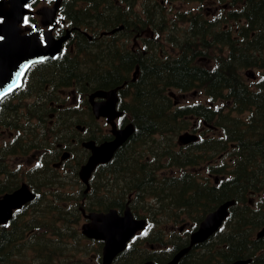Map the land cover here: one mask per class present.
<instances>
[{
	"label": "trees",
	"instance_id": "obj_1",
	"mask_svg": "<svg viewBox=\"0 0 264 264\" xmlns=\"http://www.w3.org/2000/svg\"><path fill=\"white\" fill-rule=\"evenodd\" d=\"M77 1L85 4L88 2L91 6L76 9L74 0H68L65 5L66 14L70 12L69 18L74 26L83 24L92 27V22H96L111 28L124 24L139 33L145 28H151L158 34L159 39L172 43L179 49V55L176 57L162 59L159 52L155 58L153 42L148 38L143 51H125L117 56L115 61H119V66L108 68L103 63H97V66L86 67L84 74L79 69L77 79H91L96 87L108 89L120 85L127 79L124 74L130 72L135 65L140 66L138 81L130 85L135 90L132 102L129 103L130 109L127 111L132 114L136 132L130 143L116 153L111 164L100 167L96 174L100 176H97L94 187H108L110 182L125 178V188L116 185L119 190L110 191L111 194L134 192L136 201L139 202L146 193H150L147 196L166 204V207L160 208L158 215L171 217L176 222L187 217L190 222L189 231L195 229L206 214L220 203L237 199L238 203L231 209V215L223 230L194 249L180 264H230L246 258H252L251 264H264V238H256V233L264 225V92L251 89L242 74L243 70L264 66V0H217L218 3H228V6L234 8L229 10L226 18L237 24L238 39L230 32L214 31L221 23H212V20L203 16L202 9H199L195 13L192 11V14L189 11L184 12L188 27L183 31L182 39L178 40L172 37L173 31L179 28L176 23L178 19L168 16L163 0L147 1L146 4L155 3L146 6L145 11H150L148 15H151L148 17L128 16V13L115 4L117 0ZM120 1H128L130 8L135 6L131 0ZM185 1L186 4H201L204 0ZM104 4L111 6L107 16V10L98 11ZM91 9L95 12H91ZM89 14L95 16L84 17ZM228 20L225 23H228ZM216 33H220L221 37ZM219 45L229 48L228 56L222 60L218 58L216 68H210V64L203 65L201 59L205 57L204 50L214 51ZM100 55L98 60L103 62L105 57L102 50ZM68 73L64 64L53 61L43 80L64 79ZM169 88L182 93L203 91L212 96L213 101L221 99L224 103L230 102L225 105L230 110L215 111L202 104L173 107L167 94ZM226 89L229 93L224 95ZM41 110L45 109L39 102L23 107L17 98L12 96L0 105V128L16 132L19 130L13 140L14 147L0 150V162L17 149L22 152L23 146L30 151L35 144L43 143L46 150L49 149L52 141L47 134L40 135V122L36 119V116L42 117ZM22 113L28 115L30 122L25 125L24 132H21L23 126L16 123L19 117H24ZM234 113L239 116H234ZM243 116L245 117L241 118ZM193 118L204 119L214 128L221 130V135H218L215 129V133L189 146L184 153H171L174 147L170 143L167 145L169 148L162 153L155 150V154L160 157L163 156L160 154L166 153L169 166L186 168L179 176L168 177L159 174V166L155 160L152 157L146 159V149L152 147L155 138L174 136L186 130L190 119ZM232 144H235L233 150ZM53 147L54 144L51 145V148ZM159 149L162 150L163 147ZM229 149L235 155L234 159L231 164L224 162L218 169L212 158L218 155V152ZM203 165L207 166L209 173L222 175L224 179L218 185H212L208 181L202 182L198 170ZM15 172L17 173L6 169L4 164L0 165V175H11ZM74 174L77 175V171ZM27 175H45L42 178L43 188L46 189L38 191L37 197L46 193L45 202L36 199L32 203L31 213L28 211V222H24L27 214L23 215L22 212L15 216L10 226L0 228V264H11L13 259H22L29 244L36 258L45 261L41 264H52L68 255L70 238L79 236L76 215L78 210L72 204L73 195L67 198L72 199L71 201L63 200L67 188L58 175H53L48 162L42 165L41 169H35ZM250 191L260 195L257 206L249 205L246 200V194ZM32 237L43 238L32 240ZM14 263L16 264V261Z\"/></svg>",
	"mask_w": 264,
	"mask_h": 264
},
{
	"label": "flooded vegetation",
	"instance_id": "obj_2",
	"mask_svg": "<svg viewBox=\"0 0 264 264\" xmlns=\"http://www.w3.org/2000/svg\"><path fill=\"white\" fill-rule=\"evenodd\" d=\"M149 1V0H147ZM55 0H34L31 2L30 6L31 8L35 9L36 5L45 4L44 6L52 7L54 6ZM63 3V1H62ZM132 12V11H131ZM66 13V12H65ZM143 14L148 15L150 14V11L143 10ZM157 14V13H156ZM38 15V11L35 14ZM72 15H74L72 13ZM36 16H32V18L35 19V23L29 24V25H38L40 30V37L41 39L44 38V33L50 29L51 35L49 37L53 40H59L63 38L67 34V30L70 29V24L66 18H64V15L62 14L61 10L59 14L57 15L56 20L48 27H44L41 24V17L37 18ZM40 16V15H38ZM25 25V24H24ZM25 27V26H24ZM74 28V27H71ZM127 28L124 30L126 31ZM130 31L129 39L132 38L133 44L129 48V51H135L137 47L142 46V42L140 39L142 38L139 33H136L134 29H128ZM72 35L69 39L65 41L63 44V49L61 50V53L58 54L56 59L51 61H57L60 64H64L68 68V75L66 76L64 83H58L50 86L49 84H46L44 89L41 87V81L38 80V77H43L46 75H39L36 78H33L36 76V74L27 73L26 77V84L30 86L31 90H28L26 88V92H14L11 96L16 97L19 99L21 96L28 95L29 97H32L34 99H38L37 102L41 103V100L49 99L50 101L43 105L45 110H41V116H36V119L40 122L39 124V132L40 135H46L47 130L51 128L52 130H55V134H58L59 137H61V141L59 143H55L54 149H52V153L46 150V147L43 145V143H40L39 145H36L33 149V153H31L29 150H26L25 146L22 147V152L17 157H6V162H0V165L4 164L6 169H9L11 171H15L17 169V164H22L25 166L23 169H19L18 172L12 173L11 175H0V195L3 193H6L8 191H14L18 189L23 182H27L30 187L32 184H35L31 182L30 175H24L30 172V165L31 163L41 161V158H46L47 154L51 156V161L49 164V167L51 171L53 172V175H59V171H70L74 176V172L77 170L79 171L82 164H84L89 156L91 155V151L84 147V143L87 141H93L97 145H100L106 141H110L114 138L110 124L108 123L107 118L101 117L96 118V116L92 112V108L90 104L86 103V98L89 95V90L91 89L89 83L87 82L85 85H80L81 83H77L72 81V77L70 76V73H75V70L73 67H77L75 65V62L72 60H65L63 59L67 56L68 53L74 52L76 54L77 52H81L83 50L82 44L83 42H88L89 45L91 44H99L96 40V38H92L91 40H88L86 38L78 37L77 33L79 31L72 29ZM132 33L135 34V37H132ZM83 34V33H82ZM81 34V35H82ZM116 37V36H114ZM237 38V37H236ZM122 43L125 45V50H127L129 45V40L125 41L124 39L121 40ZM76 48V51L74 49ZM46 66H50L49 64L45 63ZM71 68V69H70ZM35 73V71H34ZM227 93H229V90L226 89ZM92 92V91H91ZM68 96H71L73 100L75 99H81V102L84 103L85 101V109L81 110L82 112H78V108H81V103L78 106L76 110L71 107L72 104L68 105L65 101ZM122 100L120 101V104L118 105L119 111H122L123 114L116 119L117 128H123L126 126L127 121L129 120V115L127 114L128 108L125 106V103L121 104ZM20 104V102H18ZM207 104V103H205ZM21 105V104H20ZM206 106V105H204ZM207 107V106H206ZM24 114V117H19L16 123H18L19 126H24L26 114ZM49 117V123L50 127L47 124V118ZM204 121L200 119L199 121H194L193 125L191 127V130L194 132H202L204 131V127L202 126V129H198L200 123L202 125ZM206 126V124H204ZM2 136L0 137V142L3 141V139H7V142H10L11 138L14 136L13 133L9 134L8 129H2ZM30 139L29 135H27ZM51 138L52 136H48ZM30 156L28 160H26V157ZM5 159V157H4ZM221 157H218L215 159V163H220ZM26 160V161H25ZM44 175H35L36 180L39 183V186L43 188L44 179L42 178ZM73 176V179L77 181L79 187L75 186L71 189L73 195L76 197L73 199L74 204L77 208V227L79 228L80 224L83 225L90 220L87 218L88 214L94 213V212H109L111 209H116L118 212V216H122L128 206L130 204V207L134 213L135 217H138V214L136 213L135 206H134V200H133V194L129 195L128 198L126 197H115L111 196L109 193L110 191L117 190V188H96L94 187L96 179H94L95 176L93 175L91 180V188L89 191H86V188L82 185L81 181L79 179L75 178ZM78 176V175H77ZM12 177H19V180H15ZM61 177H66L64 175H61ZM203 178H208L211 182H214L215 184H218L220 181V178H222V175H207ZM34 190H36L35 187H33ZM108 191V192H107ZM250 195H257L255 191H250ZM250 203L253 202L250 200ZM71 204V205H72ZM69 206V205H67ZM80 232V230H79ZM43 237H32V240H38L42 239ZM77 239V242L75 240ZM70 245L68 246L69 251L75 255V258L68 260L67 258H64L63 261H61L59 264H79V261H77V257L81 253H87L86 251H78L75 250L77 245H81V243H89L90 249L89 251L93 250L92 253V259L91 262L94 264H102V249L104 247V242L101 240L96 239H90L84 236L81 232V235L77 238H70ZM159 239L156 237H141V236H135L133 240L128 244V249L125 250V252H122L119 257L115 261L118 264H144L148 261L153 262L154 264H165L167 259V256H164V249L160 248ZM127 251V252H126ZM129 254V258H126V254ZM146 254V255H145ZM143 255H145V258H142ZM45 262V261H44ZM91 264V263H90ZM115 264V263H114Z\"/></svg>",
	"mask_w": 264,
	"mask_h": 264
},
{
	"label": "water",
	"instance_id": "obj_3",
	"mask_svg": "<svg viewBox=\"0 0 264 264\" xmlns=\"http://www.w3.org/2000/svg\"><path fill=\"white\" fill-rule=\"evenodd\" d=\"M31 0H7L0 1V100L20 86L27 69L34 63L56 56L61 49L63 40L52 41L49 36L45 38L46 44L42 45L38 38V31L32 30L29 35L21 36L20 23L25 14L30 12L24 7ZM59 7L56 4L52 10H43L41 13L50 20ZM49 11V12H48ZM51 15V16H50ZM46 23V22H45ZM136 76V74H135ZM118 90H100L91 95L90 101L97 117L106 116L112 123L115 138L100 146L94 142L86 143L85 146L92 151L88 161L81 167L79 176L89 188V180L100 164L111 161L115 152L123 146L134 133L132 124L123 129H116L115 118L121 115L117 112ZM96 97L105 98L102 102H95ZM183 144L197 140L193 134H184L179 137ZM35 195L30 192L27 185L11 194L0 198V225L6 224L13 216L14 210L32 201ZM236 204V200L226 201L215 211L207 215L200 223L198 229L190 236L188 246L179 250L166 264H179L194 246L202 244L212 237L222 226L229 216V209ZM92 222L83 226V233L89 238L105 241L103 262L112 264L114 258L123 251L130 239L146 227V220H137L132 212L127 209L123 217L117 215L116 210L106 214H91L88 216ZM264 237V227L258 233V238ZM251 259L237 260L231 264H249ZM146 264H154L148 262Z\"/></svg>",
	"mask_w": 264,
	"mask_h": 264
},
{
	"label": "rangeland",
	"instance_id": "obj_4",
	"mask_svg": "<svg viewBox=\"0 0 264 264\" xmlns=\"http://www.w3.org/2000/svg\"><path fill=\"white\" fill-rule=\"evenodd\" d=\"M145 0H139V3L137 4V10L138 11H142L140 9V7L143 8V2ZM183 0H173L169 3H166L165 7L167 9H169L168 11H170L169 15L170 17H173L175 15V11H180L182 12L183 10H190L191 12H197V10L200 9V5L201 4H198L196 2H190V3H187L186 4V1H183ZM43 5L45 4H40V5H36L35 7V10L37 11L38 9H41L43 7ZM140 6V7H139ZM206 7V5H204ZM218 10L219 8H212L211 10H208V13L209 15L212 17V18H215L216 14H218ZM37 18H40V16H36ZM87 18H89V15L87 16ZM93 23V30H99L100 31V27L96 24V22H92ZM187 24H185L184 26H181L183 28L186 27ZM234 24L232 23H228V25H226V27L222 26L221 29H224V30H227L229 27L233 26ZM182 30V29H181ZM165 38V37H164ZM163 48L165 49H171L173 48V46H167L163 43ZM207 61V60H206ZM250 71L252 72H255V69H249ZM257 72V77H253L252 76H249L248 79L250 80H254V81H260L262 79H264V71H258L256 70ZM247 73V71H245V74ZM37 76L39 75H43V74H36ZM38 80L41 81V86H42V77L39 76L38 77ZM46 84H50V85H54L55 84V79L54 78H48L44 83H43V86H45ZM187 101L185 100L183 102V104H192V103H199L200 101L201 102H204V98L203 97H190V95L187 96ZM68 105L72 104L71 107L74 108V110H76L78 108V106L80 105L81 103V108H78V112L81 113L83 109H85V104L83 102H79L77 101V99L73 100L71 96H68L66 101H65ZM244 118V117H243ZM181 134V133H180ZM178 134V135H180ZM178 135L177 136H168V137H165V136H161L159 138H155V140L152 142V147H154V149H152V147H148L146 150V158H148L149 156H152L153 159L156 160V164L159 166V171L158 173L159 174H162V175H167L168 177L171 176V175H174V176H179L180 174H182L184 171H186V168H179L177 166H169L168 164V161H167V158L165 156V154H160V155H163V156H159L158 154H155V150L159 151L160 153L162 151H165L167 150L169 147L167 146L169 143L172 145V146H175V142L177 141L178 139ZM160 147H163L162 150H160L159 148ZM187 149L183 148V147H174L173 148V151L171 153L173 154H177L178 152H186ZM33 152V151H32ZM31 152V153H32ZM30 156H27L26 160H28ZM25 160V161H26ZM226 161H230L231 160V157H229V155L227 156V158L225 159ZM21 160H19V163H20ZM26 164V163H25ZM36 165V164H35ZM31 166H34V164L32 163ZM30 166V167H31ZM204 168V167H203ZM204 170V169H203ZM58 174L61 176V175H64V176H68L71 178V175L72 172L70 171H67V170H64V171H59ZM201 176L202 177H205L207 176L206 175V172L204 170V172H201ZM70 181V182H69ZM68 182H63L66 191H71L70 189H72L71 186H75L76 182L72 181V179H69ZM71 184H74V185H71ZM120 184L122 186H124V182H120ZM79 186V185H77ZM71 193V192H70ZM71 194H67V193H64L63 194V200L67 199L70 197ZM43 202H44V199H43ZM146 202L150 205H156V199H153V198H147L146 199ZM253 203H255L253 201ZM42 207V206H41ZM31 213V211H30ZM25 214H27L26 218L24 219V221L27 219L28 217V211L25 212ZM157 219L158 220H161V218L159 216H157ZM187 222V217H184V218H181L179 219L178 222H175V220H173L172 218L164 221L160 226L165 229V237L162 239V241L165 243V244H160V248H165L166 251H170L171 249L174 248V243L177 244L179 242H181V239L182 238H185L186 237V232L188 231L189 227L187 228L186 225H185V229L183 230V232H179V228L185 224ZM165 225V226H164ZM81 224L79 226V230H81ZM157 227V225H156ZM158 228V227H157ZM159 242L161 243V241L159 240ZM89 243H81V245H77V247L75 248V250H78V251H86L87 253H81L78 255L77 257V261H79V264H94L93 262H91V259H92V253L94 251L91 250L89 251L90 247H89ZM35 257H33V255L30 254L28 260H27V263L28 264H37L36 261L34 260ZM26 257L25 256H22V260H25Z\"/></svg>",
	"mask_w": 264,
	"mask_h": 264
}]
</instances>
